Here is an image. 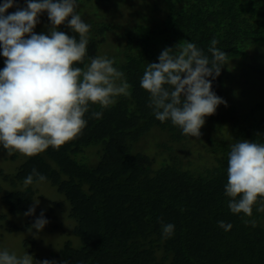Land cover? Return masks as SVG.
I'll return each instance as SVG.
<instances>
[{
    "label": "trees",
    "instance_id": "obj_1",
    "mask_svg": "<svg viewBox=\"0 0 264 264\" xmlns=\"http://www.w3.org/2000/svg\"><path fill=\"white\" fill-rule=\"evenodd\" d=\"M77 2L76 11L81 15L84 0ZM166 2L165 16L154 27L148 24L147 16L153 17L155 8L144 7L147 15L122 30L127 43L121 48L115 42L116 53L107 55L125 74L131 85L130 97H118L117 103L107 109L90 105L85 114L87 126L77 138L59 149L50 146L38 155L26 156L14 173L0 170L2 179L9 184L10 191L3 195V201L11 215L25 212L36 193L34 184L39 180L35 175L27 187L17 185L24 183L33 169L67 201V218L74 221L70 234L79 242L77 245L76 238V244L67 239L54 255V264H264V212L256 210L257 204L251 217L234 214L228 207L231 198L225 195L231 146L243 139L264 143V100L254 102L250 114L234 118L231 123L230 111L227 115L217 114L218 107L215 114L206 116L205 124L219 130L204 144L207 161L192 166V162L183 160V155L175 153V149L186 148L183 141H191V136L182 134L170 120L161 122L155 118L149 107L150 94L140 84L148 63H158L167 47L177 52L180 43H195L211 59L208 49L215 38L219 41L216 47L227 53L226 64L243 57L249 45L264 42V0ZM41 15L48 24L37 29L47 35L50 21L47 12ZM97 18L89 22L87 56L84 64L77 67H84L89 58L98 56L99 40L95 36L104 40L114 27ZM144 20L147 22L140 23ZM58 30L79 39L67 23ZM226 64L212 80L216 95L225 83ZM2 66L0 56V70ZM255 108L257 113L253 114ZM94 111H102V118H93ZM152 128L166 132L172 144H164L167 157L157 167L149 154L135 149ZM90 145L95 148H87ZM88 150H96L93 163ZM1 153L9 160L22 155H8L0 145ZM44 217L49 219L47 214ZM5 218L0 214L1 221ZM36 219L29 217L25 227ZM246 220H254L255 226L246 224ZM219 221L231 224V229L225 231ZM167 223L175 226L169 238L162 234V224ZM6 225L7 231L19 228L10 222ZM24 244L28 245V240ZM45 259L50 260H42Z\"/></svg>",
    "mask_w": 264,
    "mask_h": 264
},
{
    "label": "clouds",
    "instance_id": "obj_2",
    "mask_svg": "<svg viewBox=\"0 0 264 264\" xmlns=\"http://www.w3.org/2000/svg\"><path fill=\"white\" fill-rule=\"evenodd\" d=\"M13 4L14 0H4L0 5V54L5 58L0 70V145L8 155L19 152L32 157L77 138L87 126L90 105L107 109L118 97H130L131 85L112 58L92 57L84 67L75 66L84 64L91 29L76 11L77 0H27L26 8L5 15ZM43 12L51 25L47 35L33 31ZM65 23L79 39L58 30ZM218 43L215 38L211 41V59L195 43L184 42L177 45V52L167 47L158 63H148L140 84L150 94L149 107L157 120H170L182 134L199 138L205 117L215 114L218 105L227 106L212 91V80L227 60ZM91 116L100 119L102 111ZM34 175L39 181L46 179L33 169L25 187L33 183ZM225 195L231 198L228 207L234 214L251 217L257 204L256 210L264 212V143L243 139L231 146ZM38 204L35 199L24 215L34 214ZM47 223L42 211L28 231L35 228L38 233ZM245 223L255 226L254 220ZM218 224L225 231L232 227L223 221ZM174 228L171 223L162 224L163 236L171 237ZM0 264L54 262H37L27 252L18 256L4 249Z\"/></svg>",
    "mask_w": 264,
    "mask_h": 264
},
{
    "label": "rangeland",
    "instance_id": "obj_3",
    "mask_svg": "<svg viewBox=\"0 0 264 264\" xmlns=\"http://www.w3.org/2000/svg\"><path fill=\"white\" fill-rule=\"evenodd\" d=\"M3 3L4 0H0V5ZM146 6L155 8L153 12L151 11L153 17L147 16L148 24L154 27L156 22L158 23V20H162L165 16L167 11L166 0H84V3L80 4L82 10L81 17L86 23L89 24L91 19L99 20L97 17H100V20L114 26L111 28V31L109 30L105 34L104 40H101L99 36H95L96 40H99L98 56L107 57V55L115 54L117 51L114 49L115 42H119L121 48L127 43L125 38L121 36L122 30L125 26L136 25L139 18L146 16L147 14L143 10ZM26 7L27 0H14L13 6L7 9L5 15ZM145 22L147 21L144 20L140 23ZM47 24L48 20L40 14L39 23L33 31L36 34H40V30L44 29ZM0 53H2V48H0ZM0 56L2 57V67L4 68L5 58L2 54ZM114 66L119 69V64L115 63ZM224 73L227 77L224 76L225 83L219 87L217 95L227 101V106L224 104L218 105L217 114L227 115L230 111L229 115L232 116L231 123V121H234V118L241 119V117L250 114V109L254 102L264 100V42L249 45L243 57L234 58L226 64ZM252 113H257L256 108ZM223 129L227 131V129ZM217 130H219L217 127L213 128L206 124L203 125L200 129V137H190L191 141L189 142L183 141L186 148L182 151L175 149V153L183 155V160L185 162H192V166H201L207 161L205 159L207 158V154L205 155L203 151L204 144H208L207 138L213 136ZM168 139L169 136L166 132L152 128L151 131L140 138L135 149L149 154L153 158V166L157 167L163 163L164 157H167L165 147H163L164 144L172 145ZM87 148L91 149L95 148V146L90 145ZM197 151L201 152V156H199ZM87 156L90 162H95L96 150L93 152H89L88 150ZM25 157L22 154L14 160H9L5 159V154L1 153L0 170L3 173H14ZM17 185H24V183H18ZM34 189L36 193L29 203L27 210L21 214L11 215L8 212L7 204L3 201V195L10 191L9 184L0 175V214L6 216L5 220H0V250L7 249L10 253L15 252L18 256H22L27 252L37 262L49 257V261L55 263L56 257L54 255L60 250L67 239L75 243L74 238H76L78 245V238L72 237V234H70L71 222H73L74 226V221L67 218V208L69 209V205L63 195L54 186L48 182L38 181L34 184ZM35 199L39 200V204L36 205L34 214L24 215L33 206ZM50 207L52 210H49ZM42 211L44 215H48V223L38 233L35 228L29 233L28 229L31 225L25 227L28 218H38ZM6 222H10L17 227L19 226V228L7 231L5 229L7 226ZM26 240L29 242L28 245L24 244Z\"/></svg>",
    "mask_w": 264,
    "mask_h": 264
}]
</instances>
